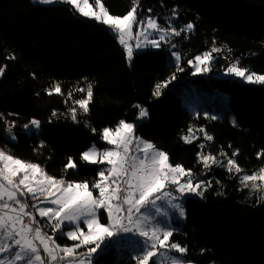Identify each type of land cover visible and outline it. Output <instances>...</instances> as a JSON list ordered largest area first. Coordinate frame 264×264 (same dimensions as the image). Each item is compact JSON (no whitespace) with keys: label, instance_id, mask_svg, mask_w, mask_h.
<instances>
[{"label":"trees","instance_id":"1","mask_svg":"<svg viewBox=\"0 0 264 264\" xmlns=\"http://www.w3.org/2000/svg\"><path fill=\"white\" fill-rule=\"evenodd\" d=\"M102 2L115 16L126 14L131 5V0ZM174 8L179 13L177 25L191 22L195 30L171 36L144 54L134 51L129 62L108 26L74 12L67 3L0 0V67L5 69L0 75V147L40 165L49 175L88 181L91 187L107 164L82 161L81 154L93 144L106 146L103 128H115L121 119L133 123L135 135L166 152L170 163L191 169L210 184L202 189L203 196L185 199L186 216L174 222L178 231L171 240L187 246L186 258L196 264H264V190L245 188L239 180L242 173L264 167V157L257 158L264 150V84L195 75L187 63L215 47L219 51L213 54L214 69L238 63L264 74V0H139L137 16L154 15L164 27L173 19ZM173 51H178L183 71L171 64ZM166 81L170 82L162 86L161 95L154 96V86ZM89 83L93 97L84 113L74 102L86 98ZM189 83L229 94L227 104L219 100L222 115L210 119L211 115L185 108L182 92ZM57 84L61 92L49 95L46 89ZM137 104L147 108V118L137 120ZM33 118L42 122L39 134L22 130ZM12 123L16 140L6 137ZM189 127L203 128L213 140L201 135L185 143L181 137ZM221 151L245 171L229 172L222 163L206 169L197 156L199 152L218 158ZM69 157L76 168L65 171ZM27 200L31 205V198ZM101 222H107L104 213ZM56 243L73 241L57 235ZM131 257L132 253L111 246L96 260L135 264Z\"/></svg>","mask_w":264,"mask_h":264},{"label":"snow or ice","instance_id":"2","mask_svg":"<svg viewBox=\"0 0 264 264\" xmlns=\"http://www.w3.org/2000/svg\"><path fill=\"white\" fill-rule=\"evenodd\" d=\"M37 4L50 5L56 2L67 3L74 12L86 18L95 19L108 26L119 43L126 51L127 59L131 61L134 49L128 42L135 39V50L144 54L146 49L160 48L170 36H181L184 32H191L194 24L189 22L179 29L169 22L161 27L158 18L148 15L138 19L139 0H131L130 10L122 16H113L103 4L102 0H34ZM93 4L96 8H93ZM148 13L152 9L147 10ZM172 18L179 16L174 8ZM136 32L133 33V27ZM219 49L213 47L202 55L187 61L194 67L195 73H207L214 59L212 53ZM172 56L179 67L180 55L173 51ZM14 58V57H11ZM0 67V75L4 73ZM227 74L234 75L248 83L264 84V74H256L248 69L232 64L226 69ZM194 73V74H195ZM175 79V75L171 77ZM154 86L153 95H161L162 86ZM49 95L60 93L57 84L54 88L46 89ZM83 92L84 89L80 88ZM71 97V93H69ZM93 97L92 84L87 85L86 98L78 99L74 103L87 113L88 105ZM139 109L137 120L147 118V108L134 105ZM72 120H76L77 109H70ZM53 116L56 115L54 111ZM210 119L217 117L211 116ZM0 119L3 115L0 114ZM40 121L33 118L24 125L40 127ZM235 124V121L233 120ZM14 123L7 125V132L11 139ZM95 132V129H92ZM135 125L121 119L115 130L105 127L102 130L103 141L114 147L98 152L95 144L81 154V160L90 163H106L109 167L98 171V179L89 187L88 181H68L63 177L57 178L47 174L40 165L15 157L0 148V264H99L96 257L105 252L112 245L128 242L133 251L131 259L135 264H193L186 258L187 246L173 242L171 238L178 229H174L168 217L175 214L177 219L184 218L186 213L182 203L175 202L186 194L203 196L202 189L210 186L203 180L193 181L191 169H185L181 164L172 165L166 152L158 149L152 142L134 135ZM207 141L213 136L201 128ZM193 129L188 128L191 134ZM185 143H192L190 135L182 136ZM204 148V144L200 145ZM231 148V145H229ZM237 149L232 153L236 157ZM227 152L221 151V157H227ZM198 158L206 169L212 165H221V160L208 154L197 153ZM264 157V150L257 153V158ZM229 172L235 168L236 173H242L233 158H228L226 164ZM76 168L72 158H68L65 171ZM107 173V174H106ZM243 187L254 191L261 190L264 184V167L252 172L251 175L239 176ZM259 181L261 184H257ZM249 182H252L249 184ZM98 191V195H94ZM178 193L179 196L174 195ZM27 197L33 203L29 205ZM163 201L162 204L158 202ZM50 205V206H41ZM35 209V214L29 208ZM169 209L172 211L170 212ZM101 213L106 214V223L101 222ZM38 214L47 218L51 225V235L42 231ZM27 218V222H25ZM81 224L86 226L81 227ZM69 226V230L64 231ZM57 235L66 236L74 243L71 246H61L56 243ZM84 248L85 251H78ZM204 250L202 249L201 252ZM43 252V255L41 254ZM178 253L179 255H169Z\"/></svg>","mask_w":264,"mask_h":264},{"label":"rangeland","instance_id":"3","mask_svg":"<svg viewBox=\"0 0 264 264\" xmlns=\"http://www.w3.org/2000/svg\"><path fill=\"white\" fill-rule=\"evenodd\" d=\"M34 1V0H33ZM56 3H63V2H56ZM56 3H53V4H56ZM90 3H91V0H90ZM93 8H96V6L93 4ZM111 14V13H110ZM112 15V14H111ZM115 16V15H113ZM172 23L173 26L177 27L178 29L180 27H182L183 25H186V24H181L180 26L177 25V22L175 20V18L171 19V21H169ZM168 22V23H169ZM162 27V26H161ZM137 29H135V26L133 27V33L135 34ZM195 30V27L193 28V30L191 32H193ZM191 32H186L188 34H190ZM171 37V36H170ZM169 37V38H170ZM134 51L135 50V44H136V41L135 39L131 40V41H128ZM165 43V42H162V44ZM173 48L175 49V47L173 46ZM211 51V49L209 50ZM175 52H178V51H175ZM203 54V53H202ZM200 54V55H202ZM214 53H212L213 55ZM173 57V56H172ZM214 59L212 60L211 62V65H210V70L207 72V73H195V69L193 67V71L195 73V75H204V76H210V75H213L217 78H233V79H236V80H239V81H242V82H245L243 79L239 78V77H236L234 75H230V74H227L226 72V69L227 68H224V69H214V67L216 66V61H215V56L213 55ZM171 64H177L176 60H175V57H173L172 60H170ZM179 63H180V60H179ZM255 73V72H253ZM258 74V73H256ZM245 83H248V82H245ZM229 94H226L224 93L223 91L221 90H215V91H207V90H203V89H200L198 88L196 85L192 84V83H189L187 85H185L183 87V92H182V99H183V106L185 108H187L188 110L194 112L196 115L200 114V113H204L206 115H211V116H215V117H218V116H221V112L218 111L219 109V100H221L222 104L225 105L228 103L229 101ZM222 105V106H223ZM38 120V119H37ZM40 121V120H39ZM30 122V121H29ZM29 122L27 124H29ZM41 122V121H40ZM26 125V124H25ZM113 131L115 130V128H111ZM22 130L25 131L26 133L28 134H32V133H37L39 134L42 130V122L40 123V127L37 129V128H34L32 126H29L28 129H25L24 126L22 127ZM12 136L15 137V139H11L10 138V134L7 132L6 133V137L10 140H16V133H15V130L13 129L12 130V133H11ZM135 135V133H134ZM186 135H190L191 137H201V135L204 136V134L200 131V129H193V132L191 134L187 133ZM136 136V135H135ZM185 136V135H184ZM136 137H139V136H136ZM142 138V137H140ZM143 140H146L144 138H142ZM195 139H193L194 141ZM148 141V140H147ZM106 142V141H105ZM96 146V149L98 152H102L104 151L106 148H111V147H114L112 145H108V143L106 142V147L104 148H101L99 147L97 144H95ZM92 147V146H91ZM1 148V147H0ZM89 149V148H88ZM87 149V150H88ZM230 158V157H221L219 156L217 159L221 160V163L224 165L226 164V160ZM25 161V160H24ZM25 162H29V161H25ZM74 162V161H73ZM170 162V161H169ZM33 163V162H32ZM90 163V162H89ZM172 164V163H171ZM174 166V164H172ZM213 166V165H212ZM235 169V168H233ZM193 173V172H192ZM48 174V173H47ZM107 174V173H106ZM243 174H249V173H242L241 175ZM251 175V174H249ZM197 180H202V179H199V177L193 175V181H197ZM252 182H249V184H251ZM257 184H261V182L257 181L256 182ZM250 188V187H249ZM251 189V188H250ZM261 190H264V184H261ZM94 195H98V191L95 192L94 191ZM174 195H177L179 196L178 193H175L174 192ZM196 194H186L184 195L183 197H181L179 200L175 201V202H178V203H182L183 206H184V209H185V213H186V207H185V199L188 197V196H195ZM27 198H30V197H27ZM26 198V199H27ZM32 201V200H31ZM33 203V201H32ZM159 204H162L163 201L161 202H158ZM41 206H50V205H41ZM29 211H32L34 214H35V209H31L29 208L28 209ZM169 211L171 212L172 210L169 209ZM186 216V215H185ZM38 219H40L41 221L44 220V230L42 229L43 232L47 233L48 235H51V231L49 230L51 228V225L48 223V220L47 218H41L38 216L37 214V217ZM185 218V217H184ZM184 218H181V219H184ZM169 219V222L170 224L172 225V227H174V222L176 220H181V219H177L175 214H172L168 217ZM81 227L85 228L86 230V226H84L83 224H81ZM69 230V226H66L64 231H67ZM63 236V235H62ZM74 243V242H73ZM58 244V243H57ZM61 246H71L72 244H65V245H62L60 244ZM112 247H115L118 251L119 250H122L123 252H130L132 253V255L134 254L133 251H130V245L128 244V242L126 241H122L120 245H112ZM78 251H85L84 248H81L79 249ZM41 254L43 255V252H41ZM169 255H179L178 253H171ZM98 257V256H97ZM96 257V258H97ZM193 262V261H192ZM193 264H196L195 262H193Z\"/></svg>","mask_w":264,"mask_h":264},{"label":"built area","instance_id":"4","mask_svg":"<svg viewBox=\"0 0 264 264\" xmlns=\"http://www.w3.org/2000/svg\"><path fill=\"white\" fill-rule=\"evenodd\" d=\"M37 220L39 221V224H40L41 228L44 230V223L38 218H37ZM25 222H27V218H25ZM61 264H67V262L66 261H62Z\"/></svg>","mask_w":264,"mask_h":264},{"label":"crops","instance_id":"5","mask_svg":"<svg viewBox=\"0 0 264 264\" xmlns=\"http://www.w3.org/2000/svg\"><path fill=\"white\" fill-rule=\"evenodd\" d=\"M106 147V146H105ZM109 167L108 165L106 166V168ZM37 216V215H36Z\"/></svg>","mask_w":264,"mask_h":264}]
</instances>
